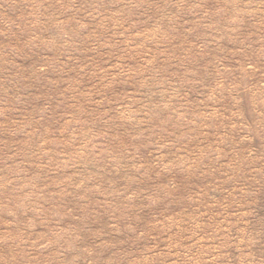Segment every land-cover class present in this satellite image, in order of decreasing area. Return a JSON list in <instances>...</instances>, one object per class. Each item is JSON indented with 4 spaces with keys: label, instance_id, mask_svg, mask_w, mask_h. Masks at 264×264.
Segmentation results:
<instances>
[{
    "label": "rangeland",
    "instance_id": "rangeland-1",
    "mask_svg": "<svg viewBox=\"0 0 264 264\" xmlns=\"http://www.w3.org/2000/svg\"><path fill=\"white\" fill-rule=\"evenodd\" d=\"M0 264H264V0H0Z\"/></svg>",
    "mask_w": 264,
    "mask_h": 264
}]
</instances>
